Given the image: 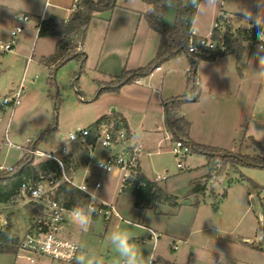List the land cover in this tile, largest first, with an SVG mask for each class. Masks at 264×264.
Returning a JSON list of instances; mask_svg holds the SVG:
<instances>
[{"label":"rangeland","instance_id":"rangeland-1","mask_svg":"<svg viewBox=\"0 0 264 264\" xmlns=\"http://www.w3.org/2000/svg\"><path fill=\"white\" fill-rule=\"evenodd\" d=\"M37 19L38 17H34L31 21L37 22ZM234 20L239 23L237 18ZM3 34L5 32L0 31V39L7 38ZM57 39V36H53L42 37L35 41L34 37H27L23 31L17 38L15 51L0 54V98L6 95L11 96L22 83L25 86L15 106L9 105L0 109V162L4 166L9 167L17 163L31 147L30 140L37 141V147L41 150L57 149L62 141H67L65 135L76 124L81 127L90 126V122H94L106 114L105 112L112 116V109H118V106L113 105L108 109V105L113 101L117 102L119 98L124 99V95L119 90L96 96L97 71L89 68L85 74L78 76L77 61H69L59 67L56 73L57 82L53 84L48 78V67L40 62V56L46 52L53 53ZM79 39L81 37H78L76 41ZM252 50L263 49L253 48ZM30 55L32 60L28 62L27 57ZM226 57L225 55L220 58ZM174 60L177 70L170 72L169 62H165L161 70L157 71L158 78L155 76V79L162 81L165 87L172 86L174 83L178 84L179 77L184 76V68L189 63L185 54L177 56ZM207 61L209 60H200V67L208 66ZM221 65H226L225 60ZM246 74L248 72L245 71ZM241 76V71L235 67L233 72H229L228 79L222 77L219 86L214 87L217 93L216 99L211 98L209 102V96L204 94L206 85L202 81L200 97L196 101L185 104L187 118L191 122L190 130L193 129V135L198 141L204 140L207 144L222 146L235 153H253L255 148L251 146L250 135L261 141L259 136H264V132L253 126L251 113L248 118L246 113L243 114L246 120L236 119V114L234 119V112L228 113L227 110L222 114L213 111L207 118H202L203 111H206L207 107L210 109V104L215 103L213 101L223 100L221 96L227 100L231 99L230 96L237 97L238 87L231 85L238 83ZM145 81L146 79L143 80ZM251 82L256 94L260 88L261 78L251 76L249 83ZM223 84L232 88L225 91L226 95L223 90H218ZM78 88L83 93V101L77 92ZM157 95L154 93L152 100L147 94L142 96L137 102L140 108L132 110L131 120L136 130L148 131L150 137L159 142L152 147L151 153L142 159L147 164L150 175L168 174V178L158 182V185L175 195L178 205L174 206L169 202L156 203L155 208L165 212L166 225L169 231L176 235L169 236L162 233L156 245L154 240L151 241L145 237L139 224L141 222L138 219L139 211L133 204L131 194H117L119 179L114 178L112 172L103 171L92 165L93 176L89 180L102 182L100 195L103 198L112 199L117 195V199L120 197L122 203L120 212L123 219L118 220V224L115 221L106 223L103 219L92 220L86 214L81 218H74L69 214L71 226L66 235L77 240L83 248L76 262L44 258L40 260L42 262L30 263L26 259L16 261V257L9 254L3 257L0 264H122V261H126L127 258L120 254L117 243L112 239L113 235L118 233L128 235L129 243L135 246L139 264H149L152 255L157 262L161 258L159 264H170L168 260L181 264H251L247 260L254 261V264L264 262V250L252 249L251 244L237 243V240L241 238L240 235L249 236L255 244L261 243L258 234L264 228V169L220 166L218 171L207 179L205 177L207 173L202 175L208 172L205 166L207 157L204 154L193 151L184 155L173 153L172 149L176 140L171 138L172 134L163 115L161 104L156 98ZM249 105L252 104L249 103ZM145 110L146 114H144ZM52 125H57L65 137L60 138L57 132H52L40 139L41 131ZM245 130H247L246 137ZM180 139L184 140V138ZM262 143L264 145V142ZM68 146L72 148L74 144L69 142ZM96 151L97 153L110 152L104 148H98ZM35 158L38 161L41 157L36 155ZM181 160L187 164L184 169L177 167V162ZM76 180L79 181L77 177ZM195 180L207 182V191L193 193L192 181ZM225 192L228 195L227 198L223 195ZM215 206L218 207L217 210ZM31 209L32 205L26 198L5 203L2 208L0 207V211L5 212L7 219L8 217L13 219L15 236L17 234L20 237L23 236L29 228L33 215ZM198 210V214L195 215ZM190 231L189 243L179 237H186ZM172 242L178 243V249L172 248ZM262 247L264 249V245Z\"/></svg>","mask_w":264,"mask_h":264},{"label":"crops","instance_id":"crops-1","mask_svg":"<svg viewBox=\"0 0 264 264\" xmlns=\"http://www.w3.org/2000/svg\"><path fill=\"white\" fill-rule=\"evenodd\" d=\"M74 2L75 0H0V31L5 32L3 36L8 37L9 30L14 23L16 14L20 12H25L31 15V19L25 24L24 32L26 33L27 37L29 36L31 38L34 37L35 41L36 39L38 41L39 38H42V36H39V25L42 19L48 18L52 14H57L65 19H68L74 10L73 8ZM117 3L118 6L113 11L97 13L94 16V18L91 20L90 26L88 28L85 37H81V39L77 40L79 43L78 49L83 50L86 53V70L91 68L97 71L98 74V77L96 78L97 82L109 81L113 76L122 74V72L126 69L135 70L138 69L139 67L147 65L150 61H152L155 58L160 46L161 35L157 31L150 28L144 15L146 12L150 10L151 4H149L145 0H117ZM176 16H177V8L174 5H167L165 9V14L162 18V22L172 27L176 23ZM34 17H38L37 22L31 21ZM235 18L239 20V23L235 22L234 20ZM217 19L225 20L229 22V24L235 27L245 23L248 20L259 21L261 23H264V0H201L197 7L196 17L193 22V27H192L193 33L198 37L210 36L213 23ZM45 37H53V36H45ZM58 40L59 37L56 40L57 41L56 49H57ZM56 49L53 53L46 52L42 54L40 56V62L42 57H47L54 54L56 52ZM232 54H234V56ZM225 55L227 56L226 58L224 59L220 58L221 56H225ZM27 59L28 62L32 60L31 55L27 57ZM174 59L166 61L169 62L168 70L170 72L177 70V66L176 63H174L175 62ZM188 59L190 64L188 63L186 68H184L185 74L183 77L182 76L179 77L180 80L178 81V84L174 83L172 86L165 87L162 81L159 82V80L157 81L155 79L157 71H160L161 67L164 65L162 64L158 69L154 70L148 77L144 78L146 79L145 82H143L144 79H140L136 82L128 83L122 86L119 91L124 95V99L119 98L117 102L113 101V103L108 105V109H110V107H112L113 105L118 106V109L117 108L112 109L113 110L112 113L119 114L121 115V117L125 119L127 124L125 127L129 132L130 143L139 142L144 145L145 150L142 157L146 155L148 156L151 153L152 147L158 145L159 142H157L155 138L152 139L148 131L139 132V130H136L131 120L132 110H135V108L136 109L140 108L138 107L137 102L138 100H141L142 96L144 97L147 94L149 95L148 98L152 100L154 97V93H156L158 94L156 98L161 104V107L163 109V115L166 118L163 102L172 97L183 95L188 89V71L191 67V60L189 57ZM224 60L226 62V65L222 66L221 63ZM70 61H77V60L73 59ZM199 62L197 66L198 86L200 88L199 97L202 92L201 83L202 81H204L206 85L205 88L206 90L204 91V94H207L209 96L208 102L210 101L211 98L216 99L215 95L217 93L214 91V87L219 86L218 84L222 82V77L228 79L229 72H233L235 67L239 68L242 74V76L238 80V83L236 82L233 83V85H231L232 87L235 86L238 87L237 97H236L237 100L232 96H230L231 97L230 100H227L225 99V97L221 96L223 100L213 101L215 103L213 105L210 104L209 106L211 110L208 109L207 107V110L203 111L202 118H207L210 114H212L213 111L220 112L222 114L223 111L227 110L228 113L234 112L233 115L234 119L236 114V119L246 120V118H248L251 113V121H253L254 123L253 126L255 128H258L259 130H262L261 132H264V49L259 51L257 50L253 51L252 49L246 47L241 54H238V52L235 50H230L227 53L218 56L214 60L207 61L209 65L208 66L203 65L202 68L200 67L201 64L199 65ZM45 66L48 67V72H49L48 78H50L51 67L47 65ZM245 71L246 73L248 72V74H246L247 76L245 75ZM251 76L253 77L257 76L261 78L260 88L258 89L256 94L253 91V86H254L253 83L252 82L249 83ZM156 77L158 78V76ZM161 77L163 78V75ZM97 86H99L98 83ZM229 88L230 87L225 86L223 84V86L218 90H223V92L226 95L227 92L225 91H228ZM77 92L79 94V97L80 95L83 96V93L79 88L77 89ZM231 94H233V92H231ZM197 99H193L191 101L193 102L196 101ZM151 100L149 101L151 102ZM249 103H251L252 105H249ZM185 104L183 105L180 115H183L187 118V111L185 110V106H186ZM146 112L147 111L145 110L144 114H146ZM105 113L106 114L104 115L111 116L108 115L107 112ZM245 113L247 117L244 116ZM97 120H95L94 122H90L89 125H93L94 123H96ZM166 120L169 126V120L167 118ZM238 125L239 124L237 123V126ZM249 126L251 127V122H249ZM76 127H81V126L79 124H76L72 129ZM169 130L172 134L170 126H169ZM56 132L60 138L66 136V135L64 136L58 128ZM253 132L254 131H252V133ZM255 133L256 132H254V134ZM190 135H191L190 136L191 141L201 144H207L206 141L204 140L198 141L196 137H194L193 129ZM246 136H247V130H245V137ZM171 138L174 140L173 134ZM259 139H261V141L264 142V136L260 135ZM63 142L64 141H62L61 144ZM212 146H217V145H212ZM217 147H222V146H217ZM84 153L85 154H83V152H80L77 146L74 145L72 147V154H74L79 159V168L74 174L75 180L76 177L77 179H79V181L76 180L77 182H80L87 175L88 176L91 175L89 179L93 176L92 165L87 164L90 158L89 153L88 152H84ZM106 154L107 153H103V152L97 153V151L95 150L91 155V159L93 160V162H95L96 160L105 156ZM142 157L140 159V168L145 176H147L149 179H152L156 174L153 176L149 174L147 164L143 161ZM43 159L44 158L41 157L40 159H38V161ZM38 161L36 160V162ZM0 165H3V163L0 162ZM4 167L8 168L7 166ZM87 170H89L91 174H88L89 172L87 173ZM206 173L208 172H205L202 175H205ZM112 176L114 178L119 179L117 186V194H123V193L131 194L133 198V204L136 207L135 195L122 190L121 173L112 172ZM164 189L166 188L164 187ZM116 197H118V195L112 199H107L103 197L102 198L109 202H115L120 212L122 210L121 209L122 203L120 197L119 199H117ZM4 204L5 203H0V207L2 208ZM156 205L157 204H154L148 210H141L140 208L136 207L137 210L139 211L138 219L139 221H141L139 223L141 226L140 228L144 231L143 233H145V237H148L151 241L154 240V238L151 237V233L149 230L150 228L155 230L159 234L158 240L160 239L162 233H166L169 236H175L176 234L172 231H169L166 225V220L164 218L165 212L163 210H157V208H155ZM198 212L199 210L195 215H197ZM90 218L95 221L102 219L97 216H93V217L90 216ZM10 220L13 224V229H14L15 227L14 221L11 218ZM118 220L121 219L117 216L112 217L110 220L103 219V221L106 223L115 221L117 224L119 222ZM7 221L8 219L5 212L0 211V223L5 224ZM262 230L258 234L261 243L255 244L251 241L249 236H245V235H240L241 238L240 240H237V243L251 244L253 246L251 247L252 249L257 248V250L259 249L264 250L262 249L261 246V244L264 241V231ZM190 234L191 231L186 235V237L185 236H179V237L180 238L182 237L181 239H185V241H188L189 243ZM16 238L18 239L20 238V236H18L17 234ZM143 241H145V239H143ZM157 242H155V245L157 244ZM81 249H82L81 251L82 253L83 248ZM9 254L15 256V254L12 253H0V261L3 259L4 256H8ZM42 259H39L37 262H42L40 261ZM160 259L158 260L159 262ZM247 261L248 263L251 264L255 263L254 261H249V260ZM172 262L178 263L177 261L168 260V263H172ZM262 264H264V262Z\"/></svg>","mask_w":264,"mask_h":264},{"label":"trees","instance_id":"trees-1","mask_svg":"<svg viewBox=\"0 0 264 264\" xmlns=\"http://www.w3.org/2000/svg\"><path fill=\"white\" fill-rule=\"evenodd\" d=\"M151 4V8L146 12L145 19L153 30L161 35V42L155 58L147 65L135 70H124L122 74L113 76L109 81H98V90L96 96L105 92L118 91L122 86L128 83L136 82L148 77L154 70L158 69L166 61L185 54L191 60V67L188 71V89L183 95L175 96L163 102L166 118L169 120V126L174 140L184 138L185 144L189 146L190 151L204 154L207 157L206 167L208 173L205 175L209 179L218 171L220 166L252 167L264 169V145L249 136L251 145L255 148L253 153L232 152L226 148L212 146L208 144L196 143L190 140V121L183 115H180L183 105L199 97L200 88L198 86L197 66L202 59L214 60L218 56L235 50L238 54L246 48L243 44L241 31L236 36L231 30L233 25L227 24L224 38L227 42V49L224 52L212 51L209 55H200L189 51L191 39L197 41L200 37L193 33L192 27L196 17L197 7L201 0H145ZM167 5H174L177 8L176 23L174 26H168L162 22ZM118 6L117 0H81L77 8L73 10L71 16L65 19L57 14H52L48 18L42 19L39 25V36H58L56 52L50 56L42 57L41 62L50 66V80L56 84V73L59 67L70 60H77L79 65L78 76L86 72V53L78 49L79 43L77 37H85L91 20L97 13L111 12ZM214 38H219L215 33ZM58 117V107L56 104ZM56 117V118H57ZM105 119H113L116 126L120 124L127 125L121 115L113 113L112 116H102L96 122ZM57 125L41 131V137L57 131ZM31 143V149H37V141ZM29 148V149H30ZM36 156L28 150L24 156L9 168H0V203H10L19 198V189L24 176L38 178L41 173L48 171H58L59 165L55 160L43 159L36 162ZM140 179L145 181V185L138 188L136 186L122 189L125 192L135 195V205L141 210H148L156 203L169 202L177 206L178 201L175 195L163 190L158 182L151 181L145 176L140 168ZM258 187H261L257 184ZM193 193L207 191V182L192 181ZM224 197L227 196L225 192ZM57 197L70 209H79L84 211L89 197L75 185L63 183L57 191ZM217 210L218 207L215 206ZM264 229V228H263ZM264 245V241L261 246ZM19 242L13 233V224L8 218L5 225L0 224V253L15 254L18 250ZM263 248V247H262ZM178 264V263H170Z\"/></svg>","mask_w":264,"mask_h":264},{"label":"built area","instance_id":"built-area-1","mask_svg":"<svg viewBox=\"0 0 264 264\" xmlns=\"http://www.w3.org/2000/svg\"><path fill=\"white\" fill-rule=\"evenodd\" d=\"M81 0H75L74 9L77 8ZM31 19V15L25 12L16 14L14 23L9 30L6 39H0V54L14 51L18 36L24 31L25 24ZM229 22L217 19L212 26L211 35L200 37L197 41L191 39L189 51L200 55H209L212 51H226L228 45L224 38V33ZM243 37L242 41L245 47L249 49H264V23L248 20L238 26H233L231 32L236 36ZM215 33L219 38H214ZM23 83L18 90L13 91L11 96L0 98V109L6 106H15L24 90ZM84 100V97L80 95ZM67 141H64L57 150L44 151L39 148L28 149L33 155L44 159L55 160L59 165L58 171H48L41 173L38 178L24 176L19 189V198H26L32 205V218L29 228L24 235L18 238L19 246L15 253L17 259H26L30 263H36L39 259L47 258L50 260L76 262L81 253L80 243L67 236L71 221L69 214L74 218H81L84 214L91 217L97 216L102 219L110 220L117 216L123 219L118 206L115 202H109L102 198L100 191L103 187L101 181L92 182L89 176H85L80 182L74 178V174L79 168V159L72 154V148L68 146L72 142L78 147L80 152H88V165L97 166L99 169L107 172L121 173V187L136 186V188L145 185V181L139 180L140 159L144 154V145L139 142H131L129 132L125 125L116 126L113 119H105L87 127H76L66 134ZM31 141V140H30ZM98 148L109 150L105 156L95 162L91 159L92 153ZM175 155H184L190 151L185 141L179 139L175 142L172 149ZM187 166L184 161H178L177 167L184 169ZM0 168H6L0 165ZM12 169L11 167H8ZM89 170H87V173ZM88 174H91L90 172ZM168 174H156L151 181L160 182L166 180ZM71 183L78 187L89 197V202L84 211L68 208L61 199L57 197V191L61 184ZM86 188V190H82ZM7 223V222H6ZM5 223V224H6ZM1 225H5L0 223ZM151 237L157 242L159 234L149 229ZM172 248L178 249L177 242L171 243ZM125 264V261H122ZM149 264H159L151 257Z\"/></svg>","mask_w":264,"mask_h":264},{"label":"clouds","instance_id":"clouds-1","mask_svg":"<svg viewBox=\"0 0 264 264\" xmlns=\"http://www.w3.org/2000/svg\"><path fill=\"white\" fill-rule=\"evenodd\" d=\"M260 35L261 38H264V33ZM82 190H86V188ZM112 239L117 243L120 254L127 258L125 264H139L135 246L129 243V237L126 233L114 234Z\"/></svg>","mask_w":264,"mask_h":264}]
</instances>
